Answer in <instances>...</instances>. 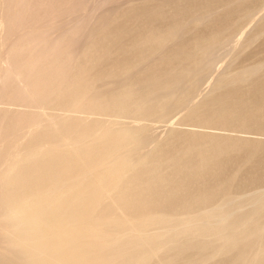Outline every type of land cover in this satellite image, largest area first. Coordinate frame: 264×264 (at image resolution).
<instances>
[{"label":"bare ground","instance_id":"1","mask_svg":"<svg viewBox=\"0 0 264 264\" xmlns=\"http://www.w3.org/2000/svg\"><path fill=\"white\" fill-rule=\"evenodd\" d=\"M92 4L0 0V264H264V0Z\"/></svg>","mask_w":264,"mask_h":264},{"label":"rangeland","instance_id":"2","mask_svg":"<svg viewBox=\"0 0 264 264\" xmlns=\"http://www.w3.org/2000/svg\"><path fill=\"white\" fill-rule=\"evenodd\" d=\"M167 1L168 0H153V3H157V5L158 4H163V3H167ZM95 2V0H85V5H84V8L79 12V14L78 15H80L81 17H83L86 13H87V11H88V9L93 5L92 3H94ZM262 11L261 12H259V14H256L255 16H254V18H252L251 20H249V21H246L244 24H242L241 26H239L234 32L235 33H233L232 35H231V38L226 42V43H224L222 46H220V50L219 49H217L218 51H216V54L214 55V56H212V57H210L209 58V60L211 59V58H214V65H213V67H212V73H208V74H206L205 76L206 77H204L203 78V80H202V82H201V84H200V90H199V94H198V96L197 97H195L193 100H191V101H193V102H197V101H199L200 100V98H202L201 97V95H204L205 93H206V91L208 92V90L207 89H209L210 88V86H211V84L214 82V80H215V77L218 75V74H220L221 72H223L224 71V69L223 68H228L229 66H230V64H231V61L233 60V58H235L237 61H240V60H242V59H244V56L246 55V53L247 52H245V50H244V43H243V41H244V37H245V35H246V33H248L250 30H252V29H254L255 28V26L258 24V20H259V16L258 15H262ZM258 19V20H257ZM255 20V21H254ZM256 21H258V22H256ZM255 22V23H254ZM56 23V22H55ZM53 24L52 26H51V28H50V32L51 33H53V34H56V32H59L61 29H64V28H68V27H71L72 26V24H73V17H71V16H66V17H64L63 19H61V20H59V22H57L56 24ZM65 24V25H64ZM245 28V29H244ZM250 29V30H249ZM247 31V32H246ZM245 32V33H244ZM243 38V39H242ZM3 40H4V38H3V33H2V31L0 30V44L1 43H3ZM231 42V43H230ZM231 47V48H230ZM235 51V52H234ZM234 53V54H233ZM228 54H232L231 55V57H232V60L230 61V59H229V57H227V55ZM238 54V55H237ZM241 56V57H240ZM248 56V55H247ZM226 57V58H225ZM230 57V58H231ZM221 58V59H220ZM229 60V63H227V61ZM212 63V64H213ZM227 63V64H226ZM226 64V65H225ZM223 65H225V66H223ZM220 67H222L221 68V70H219L220 69ZM222 69H223V71H222ZM214 71V72H213ZM218 73H217V72ZM215 73H216V76H214L215 75ZM213 74V75H212ZM209 75H210V77L212 78H210L209 77ZM214 77V78H213ZM206 79V80H205ZM210 85V86H209ZM209 87V88H208ZM206 90V91H205ZM202 91V92H201ZM201 92V93H200ZM192 104V103H191ZM178 113V114H177ZM173 114L175 115V116H173ZM183 114V111H180V113H179V111L177 110V111H174L172 114H171V117H169V121H168V123H166V124H162V123H153L152 124V128H153V132L155 133V134H157V135H160V133L159 132H161V131H163L164 130V128H165V126H167V125H169V124H172V123H174V122H176L175 120H178L179 119V117H181V115ZM173 116V117H172ZM171 118V119H170ZM160 127V128H159ZM185 129V128H184ZM186 129H189V128H186ZM159 130V131H158ZM209 132H211V131H209ZM212 132H214V131H212ZM218 133V132H217ZM240 136H242V137H248V138H254V139H262V140H264V138H263V136L261 137V136H257V135H255V134H242V135H240ZM257 136V137H256Z\"/></svg>","mask_w":264,"mask_h":264}]
</instances>
